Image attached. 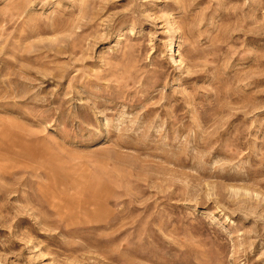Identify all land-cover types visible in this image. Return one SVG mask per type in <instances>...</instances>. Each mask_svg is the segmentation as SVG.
<instances>
[{"label": "rangeland", "instance_id": "374dc122", "mask_svg": "<svg viewBox=\"0 0 264 264\" xmlns=\"http://www.w3.org/2000/svg\"><path fill=\"white\" fill-rule=\"evenodd\" d=\"M0 264H264V0H0Z\"/></svg>", "mask_w": 264, "mask_h": 264}]
</instances>
